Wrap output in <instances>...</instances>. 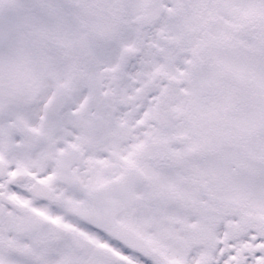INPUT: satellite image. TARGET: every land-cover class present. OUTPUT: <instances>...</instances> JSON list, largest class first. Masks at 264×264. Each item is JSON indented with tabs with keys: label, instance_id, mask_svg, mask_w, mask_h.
Instances as JSON below:
<instances>
[{
	"label": "snow or ice",
	"instance_id": "6c2138e0",
	"mask_svg": "<svg viewBox=\"0 0 264 264\" xmlns=\"http://www.w3.org/2000/svg\"><path fill=\"white\" fill-rule=\"evenodd\" d=\"M0 264H264V0H0Z\"/></svg>",
	"mask_w": 264,
	"mask_h": 264
}]
</instances>
